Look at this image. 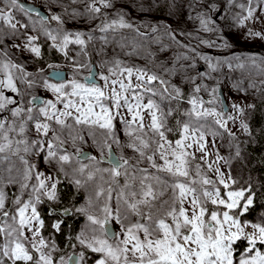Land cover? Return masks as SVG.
Returning <instances> with one entry per match:
<instances>
[{"label": "snow or ice", "instance_id": "6c2138e0", "mask_svg": "<svg viewBox=\"0 0 264 264\" xmlns=\"http://www.w3.org/2000/svg\"><path fill=\"white\" fill-rule=\"evenodd\" d=\"M77 2L85 3L84 11L69 12L62 6L64 15L94 21L100 18L102 8L115 9L113 0H69V4ZM223 3L224 0H187L186 5L183 0L180 4L176 0H125L114 18L103 13L101 23L86 33L66 30L64 16L51 8V14L45 16L35 7H26L21 0H0V22L7 25V30L0 26V264H89V254L93 256L91 264H264V251L257 247L258 243L264 247V223L250 224L241 219L253 204V194L241 188L228 190L222 196L217 182L203 174L201 163L197 162L196 153H200L199 161L216 172L218 183L225 189L236 183L230 175L225 179L219 167L213 169L208 162L211 153L205 139L206 122L201 121L214 117V123L227 130L228 121L237 117L225 119L224 111L203 107L204 101L196 95L202 91L196 81L203 74L189 75L196 68V56H177L175 61H186L179 68L175 62L169 67L167 62L156 63L154 59L149 61L151 68L129 65L115 50L108 56L105 46L109 39L105 35L99 38L101 47L94 49L101 57L98 67L102 71L97 73V62L90 59L87 51L94 39L92 32L97 30L115 33L126 29L146 37L147 33L141 31V26H146L154 33L163 29L164 35L175 39L176 30L171 25L141 21L138 26L131 12L151 14L167 9L171 17L183 15L182 9L187 7L195 13V17L189 14V19H196L204 31L215 32L216 22L211 14L219 12ZM258 7L264 11V0H259ZM18 12L29 18L36 13L42 22H57L55 35L47 28L43 35L54 42L51 46L66 59L69 45L80 47L81 58H71V79H65L60 65L48 64L50 73L39 67L28 71L26 61L12 59L16 55L12 49L20 55L28 53L33 60L42 57L39 36L29 35V25L15 21ZM256 12V8L249 6L246 15L236 17L239 26L261 20ZM245 36L264 41V31L248 28ZM6 40L12 41L11 48ZM17 40L20 42L16 43ZM117 46L123 50L125 44L118 42ZM229 46L223 39V47ZM165 50L164 46L160 49ZM191 52L197 54L196 48H191ZM124 54L136 55V47ZM199 58L208 62L212 70L224 64L232 67L228 61L213 63L207 55ZM81 70H87L83 79ZM178 73H183V79L193 85L187 101L191 109L186 113L187 121L177 122L179 139L170 140L168 134L172 129L167 126L166 116L172 110L165 113L152 97L177 103L184 99L181 86L164 78ZM156 84L161 88L157 89ZM41 89L50 97H42ZM217 91L215 87L211 89L213 96ZM231 107L239 114L245 112L238 103ZM118 125H122L123 140ZM240 127L248 131L247 123L241 121ZM229 135L235 133L229 131ZM85 145L96 154L86 151ZM193 148L195 151H191ZM126 149L134 155L126 156ZM222 159L217 153L213 163ZM104 162L109 166L103 167ZM65 180L77 189H88L85 204L60 208L59 186ZM10 185L16 186L19 193L13 198L11 209L6 205L5 191ZM45 202L51 209L49 215L57 216L50 224L55 233L63 231L65 221L61 216L82 214L86 218L84 227L74 237L76 242L69 239L67 247L74 251L60 254L61 249L51 235L44 236L49 226L38 206ZM221 206L225 210L221 211ZM233 210H238V214H232ZM111 225L118 226V230ZM249 227L250 232L246 231ZM241 240L247 241L248 246L234 255ZM78 247L80 250L75 251Z\"/></svg>", "mask_w": 264, "mask_h": 264}, {"label": "rangeland", "instance_id": "374dc122", "mask_svg": "<svg viewBox=\"0 0 264 264\" xmlns=\"http://www.w3.org/2000/svg\"><path fill=\"white\" fill-rule=\"evenodd\" d=\"M27 1L30 3L35 4L36 6L40 7L46 15H50L49 8H51L52 12L61 14L64 16V25L63 27L66 30L75 32V31H83L89 32L90 29L95 28L97 24H100L103 20V13L107 12L110 18H114L115 12L123 7L125 0H113L115 5V9H103L102 14L99 19L94 21L88 20L85 17L78 16L76 19H72L68 15H64L62 11V6L69 9L71 12L72 9H76L79 12H83L85 8V3L77 2L75 4H69V0H58V2L53 3L52 0H21ZM177 4H180L182 0H176ZM203 2V0H201ZM183 3L186 5L187 0H183ZM259 0H251V4L249 0H224V3L221 6L219 12H214L211 14L212 19L216 22V31L215 32H206L203 28L199 25L196 19H189V14L195 17V13L184 7L182 9L183 15L177 13L174 16L169 17L167 9L164 11L154 10L151 14H144V13H137L131 12V15L135 17L133 21L136 25L141 26V21L144 24L156 25L157 22H162L167 25H171L173 29L176 30V37L175 39H171L169 36L164 35L163 29L158 30L157 32H152L149 27L141 26V31L147 33L146 39L147 42L154 46L157 53L154 56H148L152 60L154 59L156 63L161 61L167 62V66L172 67L173 64L169 62L166 56H172L176 58L177 56L183 57L184 55L189 56L190 58L194 55L196 56L195 63L196 68L194 71L190 72L189 75H196V73H202V77L198 78L196 83L201 84L202 91L197 93L196 95L204 101L203 107L205 108H215L218 112L224 111L222 102H221V95L225 100V105L227 109L225 112L224 118L227 119L228 116L237 117L235 121L229 120L227 124V130L220 128L218 125L214 123V117H207L201 121V123L206 122L205 126V139L207 141V147L209 153L208 162L212 163V168L215 169L219 167L220 171L225 174V179L228 178L230 175L232 180H235L236 183L231 185L230 189H225L223 185L218 183L219 177L217 176L214 170H209L207 164L203 161H199L200 153H196L197 155V162L201 163V172L206 174L209 178L216 181V186L221 189L222 196H226V192L228 190H238L239 181L241 177V169L242 165L246 164V157L244 154H240L239 156L233 157L230 154V151L233 150V145L235 144V140L239 137L244 136L247 132L241 129L240 122L243 121L247 123L248 120V112L250 108L247 105H253L255 101L256 91L255 89V80L259 77L260 79H264V41L259 39H248L245 36V33L248 28H252L255 31H264V11H261L258 7ZM2 6V5H0ZM243 6V7H241ZM251 6L257 9L256 15L261 17V20H250L247 21L244 26H239L238 20L236 19L237 16H244L247 13V8ZM199 11V9H198ZM222 17V18H221ZM15 21H19L20 24H28V34L29 35H38L39 41L38 43L47 44L51 46L54 42L48 39L43 35V29L47 28L49 31H53L55 35V29L58 27L57 22L55 21H41L40 18L35 14H30L29 16H25L23 13H16L15 14ZM14 21V22H15ZM0 26H2L5 30H7V26L3 25L0 22ZM19 27V25H18ZM180 33H184L180 35ZM94 39L88 44L87 51L89 53V57L92 61L97 62L96 71H102L98 67V62L101 57L97 56L94 49L98 50L101 47L102 41L99 39L101 36H107L109 39V44L105 46V49L108 53V56L113 54V50L118 55L121 60L126 61L129 65L135 64L137 66H148L149 68L152 65L149 63V59L146 56L145 47L143 44L139 45L140 37L134 32H131L126 29L117 30L115 33L109 31L107 33H102L99 30L92 32ZM226 39L230 46L223 47V39ZM87 37H85L86 39ZM123 38V39H122ZM201 40L208 41V43L202 44ZM19 43L20 41H15ZM59 41H57L58 43ZM122 42L125 44L123 50H121L117 43ZM9 48H11L12 41L6 40ZM212 44L213 46H209ZM187 45V47H184ZM166 47L165 51H160L161 47ZM136 47V55L127 56L124 53L133 51V48ZM196 48V53L198 54H188L185 53L186 50L191 52V48ZM143 50H142V49ZM69 58L66 59L63 54L59 55L54 61H50L48 64H56L60 65V69L66 71L65 79L72 78V63L71 58L75 57L76 59H80V47L76 45H69ZM13 53L16 55H12V59L16 60L17 62H24L26 61L28 64V71H34L35 68H44L46 73H49L50 69L47 68V65H39L36 60L28 54L24 53L20 55L17 50L12 49ZM200 55H207L212 58V62L215 63L216 61H228L232 64V67L229 68L227 64L218 67L216 70H212L208 66V62L201 60L199 57ZM147 57V58H146ZM253 59L255 62H253ZM186 61L183 59L179 61H175V66L178 68L180 65L185 64ZM238 64H243V67H236ZM156 70V69H153ZM87 75V70H81V79ZM98 78V76H97ZM165 79H169L171 83H176L181 86L182 90L186 92V98L179 101L180 103V110L183 112L181 117V123L187 121L189 117L186 115L188 111L191 109V105L187 102L192 94L193 85L183 79V73H178L177 75L172 76H165ZM135 83V80H133ZM204 86H207L206 89ZM155 87L160 89L161 86L156 84ZM215 87L218 89L215 96L211 93V89ZM40 95L42 97H50V94L43 92L40 90ZM157 103L160 104L161 108L164 110L165 113L171 107L176 106L175 101L164 100L160 96L152 97ZM147 102V97H145L144 103ZM233 103H238L242 107L245 108V112L243 114H239L236 112L235 109L231 107ZM169 116H166V119ZM194 119V117H193ZM145 123H149V118L147 113L145 112ZM168 126V125H167ZM169 127V126H168ZM118 133L121 136V139H125L123 132H122V125H118ZM170 128V127H169ZM229 131L235 133L234 136L229 135ZM172 133V132H171ZM171 133L168 134V138L170 140L179 139L172 138ZM212 133H215L213 135ZM233 141V142H232ZM71 151V148H69ZM85 150H89L91 154L95 155V150L88 148L85 145ZM191 151H195L193 148ZM219 154L220 157H223L218 163H213L216 161V154ZM126 156H133V152L131 149L125 150ZM35 162V161H34ZM86 162V161H85ZM103 167H108L109 165L104 163ZM146 166V165H141ZM41 170H44V165L41 164ZM193 176H195V170L193 168ZM198 179V177H197ZM120 183L123 184V178L120 179ZM5 191L8 196V200L6 201V205L9 209L13 208L12 200L15 195H18L17 187L16 186H8L5 188ZM83 199L82 203L85 204L88 196V189L84 188L83 191ZM24 199H27L25 196ZM40 206V205H39ZM38 206V207H39ZM113 206H115V202L113 201ZM215 207V206H212ZM220 210L223 211V206L220 207ZM237 211L238 210H233ZM234 214V213H232ZM82 215V214H81ZM53 216V215H52ZM83 216V215H82ZM57 217H48L45 219L46 225H48L51 232H54L50 224L56 219ZM62 219V216L59 217ZM133 221L135 217L132 218ZM243 221H247L251 223H264L263 218L257 216L255 219H249L248 217L244 216L241 218ZM86 218L83 216L82 221L79 222L78 225V233L84 227L86 223ZM113 228L118 230V226L111 225ZM44 231V236L48 237L50 234L48 233L47 229ZM246 231H252L249 227ZM77 233V234H78ZM3 241V236H2ZM245 241V240H244ZM247 241H245V249L247 247ZM237 251L235 249L234 255H238L242 252ZM79 247L75 249V251H79ZM74 251L73 249L70 251ZM261 251H264V247L261 248ZM69 252V253H70ZM60 254H65L61 251ZM93 259L92 254H89L88 260ZM89 261V264H91Z\"/></svg>", "mask_w": 264, "mask_h": 264}, {"label": "trees", "instance_id": "16d2710c", "mask_svg": "<svg viewBox=\"0 0 264 264\" xmlns=\"http://www.w3.org/2000/svg\"><path fill=\"white\" fill-rule=\"evenodd\" d=\"M139 37L141 39L139 45L143 46V44H145L144 47L146 56L148 57L149 53L152 54L151 56H154V54L157 53L155 47L147 42L146 37ZM41 51L42 57L35 59L39 65H46L50 61H54L59 55L63 54L56 48L48 46L47 44H41ZM185 53L194 55V53L188 50H186ZM166 58H168L169 62L172 64L175 62V58L171 55L168 57L166 56ZM147 59L152 60L150 57ZM260 78L261 77L255 80L257 96L255 97V101L253 103L255 107L250 108L248 112V132L234 141L235 144L233 145V150L230 151V154L233 157L244 154L246 157V164L242 165V178L239 181L238 187L240 189L247 188L253 194V204L249 207L248 212L242 217L246 216L249 219H255V217L259 216L264 220V79ZM183 92L185 99L187 97L186 92L184 90ZM6 94L10 93L6 90ZM170 109L172 110V114L167 118V125L172 129L171 135L174 139L179 136V126L177 122H181L183 112L180 110V103L177 102L176 106L171 107ZM237 153H239V155H237ZM59 188L61 195L60 208L68 207L70 204H75L77 207L80 206L84 196V188L77 189L67 180H65ZM38 210L41 212L42 218L44 219L49 216L57 217L56 215H49L51 209L49 208L48 202L41 204L38 207ZM57 212H59V209H57ZM233 213L238 214L237 211H234ZM82 218L83 216L81 214H76L72 217L62 216V219L65 221V225L63 226V231L60 233L51 232L50 228H47L49 229L48 233L55 240L56 244L63 253L67 254L72 250L67 247V245L69 243V239H71L72 243L76 242L74 237L78 233V225L79 222L82 221ZM0 242H2V235H0ZM244 247V240L237 242V251H240ZM257 247L263 248L259 245V243L257 244ZM89 261H91V259H89Z\"/></svg>", "mask_w": 264, "mask_h": 264}, {"label": "water", "instance_id": "95a60500", "mask_svg": "<svg viewBox=\"0 0 264 264\" xmlns=\"http://www.w3.org/2000/svg\"><path fill=\"white\" fill-rule=\"evenodd\" d=\"M21 2L24 3L26 7H35V8H37V9L41 12L42 15L47 16V15L45 14V12H44L40 7L36 6L35 4L30 3V2H27V1H21ZM31 14H35V15H36V13H31ZM59 70L62 71V72L64 73V76L66 77V71L63 70V69H59ZM95 70H96V68H95ZM51 71H52V70L50 69L49 73H50ZM221 102H222L223 110L225 111V109H227V106L225 105V100H224V98L222 97V95H221ZM86 151L90 152L89 150H86ZM104 163L108 164L107 162H104ZM111 227H112V226H111Z\"/></svg>", "mask_w": 264, "mask_h": 264}]
</instances>
